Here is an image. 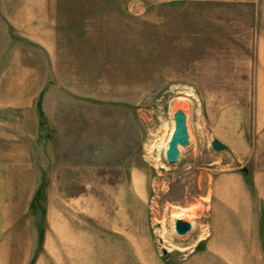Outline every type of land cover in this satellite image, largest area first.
Segmentation results:
<instances>
[{
  "label": "rangeland",
  "instance_id": "374dc122",
  "mask_svg": "<svg viewBox=\"0 0 264 264\" xmlns=\"http://www.w3.org/2000/svg\"><path fill=\"white\" fill-rule=\"evenodd\" d=\"M0 264H264V0H0Z\"/></svg>",
  "mask_w": 264,
  "mask_h": 264
},
{
  "label": "water",
  "instance_id": "95a60500",
  "mask_svg": "<svg viewBox=\"0 0 264 264\" xmlns=\"http://www.w3.org/2000/svg\"><path fill=\"white\" fill-rule=\"evenodd\" d=\"M174 130L170 141L168 143L167 150L165 152V160L168 165L175 166L180 157V148H187L189 146V135L186 124V114L182 109H179L173 115ZM211 149L214 152H220L224 149V146L218 142L211 143ZM192 225L189 222L183 220H175L174 232L178 237H184L192 230Z\"/></svg>",
  "mask_w": 264,
  "mask_h": 264
},
{
  "label": "bare ground",
  "instance_id": "6f19581e",
  "mask_svg": "<svg viewBox=\"0 0 264 264\" xmlns=\"http://www.w3.org/2000/svg\"><path fill=\"white\" fill-rule=\"evenodd\" d=\"M184 106L182 104H176L172 107V111H174L175 109L177 108H183ZM173 120V119H172ZM186 122H187V118H186ZM172 136V132L171 134L168 136L167 139L164 140V142L162 141L160 146L162 147L163 151H164V154L167 150V147H168V143L170 141V138ZM151 146V145H150ZM177 210V209H176ZM193 212L191 211V209L187 210V209H180V210H177V211H174L173 212V218L175 219H181V218H191ZM175 222V220H173Z\"/></svg>",
  "mask_w": 264,
  "mask_h": 264
},
{
  "label": "crops",
  "instance_id": "0c3cea01",
  "mask_svg": "<svg viewBox=\"0 0 264 264\" xmlns=\"http://www.w3.org/2000/svg\"><path fill=\"white\" fill-rule=\"evenodd\" d=\"M36 26H37V25H36ZM37 31H38V30H37ZM23 32L26 33V35H27V37H28V34H29V33H27V31H25V29H24ZM30 35H31V38H28V39H30L31 41H35V40H34V37H33V34L31 33Z\"/></svg>",
  "mask_w": 264,
  "mask_h": 264
}]
</instances>
